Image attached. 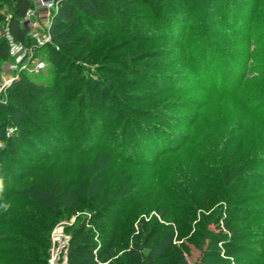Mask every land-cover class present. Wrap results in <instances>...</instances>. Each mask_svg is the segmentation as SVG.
I'll return each instance as SVG.
<instances>
[{"label": "rangeland", "instance_id": "374dc122", "mask_svg": "<svg viewBox=\"0 0 264 264\" xmlns=\"http://www.w3.org/2000/svg\"><path fill=\"white\" fill-rule=\"evenodd\" d=\"M153 3L157 5L160 13L157 10L152 12L149 6V10L146 8L143 13L150 16L159 14V23L162 24L165 12H173V3L171 0H154ZM174 3L181 8V15L179 14L177 19L169 16L164 28L156 24L157 20L138 21L140 24L149 21L153 27H157V30L151 29L153 32L150 34L146 32L147 38L136 37L137 31L143 30L139 27L130 33L128 29L132 26V21L128 19L129 21L115 24L110 35L101 38L98 36V41L90 37L86 47L80 43L78 52L81 51V56H77L76 60L71 59L70 64L60 62L57 78L59 82L62 79L61 73H69L70 69H66L73 63H77L82 70L79 77L71 73L67 79L63 78L60 82L61 89H56L60 92L55 90L57 94L45 99L44 107L36 112H26L36 121V124L30 126L32 132H35L34 128L35 133L40 136L28 134L24 129L26 125L31 124H5L7 138L24 130L31 142L22 145L21 150L14 149L10 153V161L0 165V179L4 184L0 195L4 196L14 187L31 181V176L25 173L35 170L37 165L47 163V166H50L54 163L52 158H46L49 152L58 159L55 161L58 163L56 168L63 167L69 154H61L59 149H66L68 144L67 140H59L62 139L59 137H69L68 125H89L92 128L94 125L95 140L98 138L99 142L104 141L101 136L105 127L109 126L114 137L112 143L116 144V150H119L124 125H129L132 120L129 131L137 127L134 120L135 115L140 112L136 109H152L162 113L165 119L155 122L144 120L155 129L152 133L140 131L138 135L143 133V136H146L151 133V140L149 138L148 142L138 145L136 149L131 145L127 146L125 154L114 161L118 164L117 172L120 169L122 171V168H129L128 171L138 186L150 190L142 196V200L127 207L132 211H141L148 209V204L151 208L150 214L140 213L135 219V234L140 232L143 225L140 218L147 222L154 216L157 218L152 220L154 223L157 221L161 226L169 224L164 223L165 220L155 212V208L166 202L163 197L167 189L187 194L184 188L189 186L183 182V165L187 164L194 172L201 170V176L196 172L193 174L198 175L196 184L200 180V183L220 190L224 178L221 173L225 169L223 157L236 154L246 176L235 189H242V198L248 199L247 204L254 209L250 213H241L249 219L250 227L255 233V236L240 242L244 247L242 256L246 255V251L249 253L246 256L247 261H243L245 264H251L250 256L255 253L262 256L254 259L252 264H264V0H174ZM3 13L10 15L7 9H4ZM144 14L137 19L145 17ZM133 21L135 24L136 20ZM2 23L3 21H0V39ZM61 30L63 28L56 31L58 33ZM65 31L59 42L55 40L52 32L51 42L47 46L54 45L59 48L60 41L69 42L70 38L77 37L75 29ZM90 32L95 35L98 30L92 28ZM47 46L41 45L35 51L28 52L25 58H29V70L22 69L26 67V61H20L18 68L12 70L10 57L2 61L0 59V103L3 104L0 109L14 98L10 95V88L14 82L19 81L21 73L31 72L39 61L45 63V68L38 72L33 71L32 74L37 75L46 86L55 83L50 80L53 76L50 73ZM110 67L120 69V73L110 72ZM138 71L139 74H135ZM86 81H89V84H86ZM86 91L90 93L86 95L84 102L89 103V108L84 106L79 118L76 112L78 102L80 103ZM148 98L150 100H147ZM96 102L98 104L93 108L90 104ZM101 107L102 110L99 109ZM95 111H102L105 117L101 118L98 114L95 118ZM35 125H50L48 128L50 127L51 131L49 129L41 132L42 127L39 130L40 127ZM139 125L142 126V123ZM95 140L93 138L91 141L94 143L90 141L87 145L97 147ZM233 148L234 151L230 152ZM71 159V163L77 167L83 165V161L94 162L77 156ZM141 162L142 164H139ZM153 164L154 166H149ZM6 172L10 174L6 175ZM75 172L76 177H80L79 171ZM22 178L23 182L16 184ZM192 182L194 183V180ZM219 204L221 203H215L211 208H200L199 212L209 215ZM80 209L78 207L77 211L69 212L57 224L66 223L68 228L71 227L80 215ZM122 211L124 210L121 206L113 208L116 214ZM200 218L201 216L196 219L190 217L189 226L184 228L181 234L176 231L171 236L163 229L159 232L154 245L165 247V250L162 248V254L168 256L164 257L165 262L222 264L223 260L227 261L222 243L214 244L212 239L207 238L200 244V241L197 242L191 237L195 235V227ZM1 222L0 235L3 228ZM220 224L221 228L210 224L209 229L227 234L223 224ZM95 225L97 224H94L90 231L96 239L105 230L96 228ZM144 235H150L149 226H146ZM200 236L205 237L204 234ZM130 241L131 239L129 244L122 246L123 250L130 248ZM170 241L177 245L176 251L168 250ZM159 248L154 247V254H159ZM148 251L147 248L142 249L144 253ZM218 251H221L219 256L211 255L217 254Z\"/></svg>", "mask_w": 264, "mask_h": 264}, {"label": "trees", "instance_id": "16d2710c", "mask_svg": "<svg viewBox=\"0 0 264 264\" xmlns=\"http://www.w3.org/2000/svg\"><path fill=\"white\" fill-rule=\"evenodd\" d=\"M151 2L149 0H63L61 2L59 11L54 16L51 25L54 38L59 42L61 36L66 33L65 30L70 29H75L77 37L73 39L67 36L70 38L69 42L61 43L60 41L62 45L59 43V48L54 45H46L48 47L47 58L50 61V73L53 76L50 80L55 81L53 85L46 86L37 78V75L22 72L19 81L14 82L10 88V95L14 98L10 99L7 106H2L3 109H0V134H2L0 135V165L7 160L10 161L12 158L10 153L14 149L21 150L22 145L31 142V139L26 137L24 130L7 138L4 131L5 126H7L5 124L8 122L17 125H20V123L31 124L26 125L24 129L28 131V134H33L35 137L40 136L35 133L36 129L33 128L35 132H32L30 126L36 124V121H33L26 112L29 110L36 112L44 107L45 99L60 92L57 90L61 89L60 82L63 78L67 79L72 75L71 73H74L77 77L80 76L82 68L77 63H73L70 68L67 67L66 69V71L70 69L69 73L62 72L60 75L62 79H60V82L57 80L60 62L64 61V63L68 62L70 64L71 59L76 60L77 56H81V51L78 52L80 43L86 47L90 37L97 40L98 36L101 38L104 35H110L115 24L129 20L132 21V26L128 31L131 33L136 27H139L143 30L137 31L136 37L147 38L148 36L145 37L146 32L150 34L153 32L151 29L157 30V27H153L149 21L157 20L156 24L162 25V28H164V23H166L169 16H174L173 18L177 19L178 15H181V8H178L174 0H171L173 12H165L161 24L159 23V14L150 16V14L143 13L148 6L151 11L156 12L157 5H154V0ZM30 6L31 2L29 0H0V20L4 21L9 16L8 21L12 32L17 39L24 43L28 42L26 41L25 30L20 25V20ZM4 9L9 10L10 15L4 14ZM146 10H149V8ZM157 12L160 13V10H157ZM141 14H144L145 17L140 18V20L137 19ZM133 20H136L135 24ZM144 20L149 21L145 24L138 22H144ZM60 28H63V30L57 33L56 30ZM92 28L98 30L95 35L90 32ZM123 28L124 26L122 30ZM175 33L176 31L173 32V34ZM8 58L9 54L4 39H0V59L2 61ZM110 68L112 69L109 70L110 72L120 73V69ZM135 74H139V71ZM85 83L89 84V81ZM85 93L80 99V103L78 102L79 105L76 110L79 118L82 116L83 107L89 108V103H85L84 100L90 92L86 91ZM98 99L100 103V98ZM97 104L96 102V104L92 103L90 105L95 108ZM1 105L3 104L0 103ZM99 109L102 110V107ZM136 110L140 112L135 115L134 123L137 127L129 131L133 123L132 120L129 125H124L120 136L119 150H116L117 145L112 143L114 137L109 126L105 127V132L101 136L104 141L99 142L98 138L97 141L95 140L94 125L93 128L89 125H68L69 137H59L62 138L59 140H67L66 144H68L66 149H59V153L69 154L70 156H68L63 167L56 168L58 163H55V161L58 159L54 158L53 153L49 152L46 154V158H52L54 163H51L50 166H47V163L37 165L35 170L25 173L27 176H31V181H27L23 186L14 187L6 194L3 193L4 196L0 195V203L9 205L7 210L1 209L0 211V221L3 224L2 234L0 235V264H48L53 227L69 212L77 211L78 207L81 208L78 210L80 215L71 227H67V232L71 234L68 254L69 264H174V262L164 261V257H168L162 254V248L165 250V247L159 248V245H154V241L162 229L167 230L171 236L176 231H179L180 234L183 233L184 228L189 226L188 219L190 217L196 219L198 216H201L200 222L195 227V235L191 237L196 239L197 242L200 241V244H203L207 238L212 239L211 241L214 244L222 243L223 254L227 259V261L223 260L222 264H245V261H247L246 256L249 253L246 251V255L242 256L244 247L240 242L247 237L255 236V233L250 227L249 219L241 213H250L254 209H251L247 204L249 203L248 199L244 200L242 198V189H235L241 180H245L246 176V173L241 169L236 154L223 157L225 169L221 173L224 178L221 181L220 190L210 188L203 182L200 183V180H198L197 185L195 181L198 179V175L201 176V170L200 172L196 170L195 172L198 175H193L194 170L190 169L187 164L181 166V169H183L181 171L183 182L189 186L184 188L187 194L183 195L173 188V191L167 189L163 197L166 202L161 207L157 206L155 208V212L160 214L163 221L165 220L164 223L169 224L161 226L157 221L154 223L152 220H157L154 216H151L147 222L140 218V223L143 225L140 232L135 234V219L138 218L140 213L150 214L151 208L148 204H146L148 209L144 208L141 211H132L128 208L142 200V196L144 197L150 190L138 186L128 171L129 168H122V171L120 169L117 172L118 164L114 161L125 154L127 146L131 145L133 149H136L138 145L148 142L149 138L151 140L150 134L155 128L152 125H147L148 122L144 120L155 122L165 119L159 111H153L152 109L140 111L138 108ZM68 111H70V108ZM98 114L101 118L105 117L102 111H95V118L98 117ZM140 122L142 126L139 125ZM163 123L166 124L167 122L163 121ZM35 126L40 127L39 130L42 127L41 132L49 129L51 131V128H48L50 125ZM99 126L101 128V125ZM140 131L151 133L146 134V136H143V133L138 135ZM93 138L95 143L97 142V147L94 148L90 147L92 144L87 145ZM90 143L94 142L91 141ZM86 147L88 148L85 149ZM234 149L230 152H233ZM74 156L81 157L83 160L90 159L95 163L83 161L84 164L77 167L71 163L72 159L70 160ZM139 164H142V162ZM149 166L152 167L154 164ZM74 169L79 171L80 177H76L77 172ZM9 174L10 172H6V175ZM22 182L23 178L20 181L18 180L16 184ZM10 196L14 200H11ZM203 197L204 200L202 201ZM7 199L10 201L8 202ZM214 202L221 204L209 215L199 212L200 208H211L215 205ZM119 206L124 211L114 213L113 208ZM220 223L227 230V234L224 232L216 233V231L209 229L210 224L221 228ZM94 224H97L95 225L96 228L105 230L96 239L90 231ZM146 226H149L150 231L148 237L144 235ZM202 234L205 237L202 238L200 236ZM130 239V248L123 250L122 246L129 244ZM168 246V250L176 251L178 249L177 245L172 244V242ZM154 247L160 249L159 254H154ZM146 248L149 251L147 253L142 252V249ZM120 252L122 253L120 254ZM220 253L221 251H218L217 254H210L219 256ZM260 256L262 255L252 253L250 256L251 264L255 262L254 259Z\"/></svg>", "mask_w": 264, "mask_h": 264}, {"label": "built area", "instance_id": "2783aa9c", "mask_svg": "<svg viewBox=\"0 0 264 264\" xmlns=\"http://www.w3.org/2000/svg\"><path fill=\"white\" fill-rule=\"evenodd\" d=\"M31 6L20 20L21 27L25 30V37L28 43L17 39L11 30L8 21L9 16L3 21L1 28V39H4L12 70L17 69L20 61H26L24 70H29V58H25L28 52L35 51L41 45H47L52 39L51 25L54 16L58 13L63 0H29ZM2 21V20H0ZM24 58V59H23ZM31 69L38 72L45 68V63L39 61ZM2 87V85H0ZM71 235L67 232L66 223L57 224L51 232V247L49 250L48 264H69V244Z\"/></svg>", "mask_w": 264, "mask_h": 264}, {"label": "clouds", "instance_id": "9594fccd", "mask_svg": "<svg viewBox=\"0 0 264 264\" xmlns=\"http://www.w3.org/2000/svg\"><path fill=\"white\" fill-rule=\"evenodd\" d=\"M3 186H4L3 180L0 179V192L3 191ZM8 207H9V205L7 203H0V209L7 210Z\"/></svg>", "mask_w": 264, "mask_h": 264}]
</instances>
